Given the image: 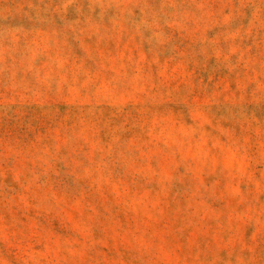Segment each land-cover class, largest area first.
Masks as SVG:
<instances>
[{
    "label": "rangeland",
    "instance_id": "1",
    "mask_svg": "<svg viewBox=\"0 0 264 264\" xmlns=\"http://www.w3.org/2000/svg\"><path fill=\"white\" fill-rule=\"evenodd\" d=\"M0 264H264V0H0Z\"/></svg>",
    "mask_w": 264,
    "mask_h": 264
}]
</instances>
